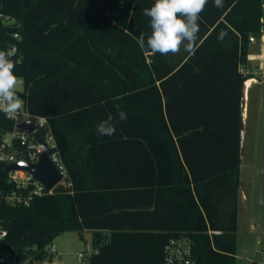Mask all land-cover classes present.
<instances>
[{"label":"trees","instance_id":"obj_1","mask_svg":"<svg viewBox=\"0 0 264 264\" xmlns=\"http://www.w3.org/2000/svg\"><path fill=\"white\" fill-rule=\"evenodd\" d=\"M153 3L0 0V51L17 45L24 109L47 120L70 177L29 205H0L19 264H51L46 246L66 230L93 231L86 264H164L178 236L197 264H237L241 99L252 77L239 66L263 36L264 4L209 0L195 55L165 56L137 43ZM109 116L115 134L98 136ZM14 126L1 112L0 128ZM13 186L0 163V191Z\"/></svg>","mask_w":264,"mask_h":264},{"label":"rangeland","instance_id":"obj_2","mask_svg":"<svg viewBox=\"0 0 264 264\" xmlns=\"http://www.w3.org/2000/svg\"><path fill=\"white\" fill-rule=\"evenodd\" d=\"M245 70L255 80L250 83L243 103L245 143L241 155L235 253L239 264L257 257L264 242V32L261 38L250 39ZM22 91L23 85L19 84V96ZM53 245L55 253L50 252ZM46 250L51 264H85L86 260H80L78 255L80 252L85 257L92 254V235L90 232L80 234L76 230H66L53 237ZM20 264H46V261L33 260Z\"/></svg>","mask_w":264,"mask_h":264},{"label":"built area","instance_id":"obj_3","mask_svg":"<svg viewBox=\"0 0 264 264\" xmlns=\"http://www.w3.org/2000/svg\"><path fill=\"white\" fill-rule=\"evenodd\" d=\"M4 20L9 24H17L14 19H10L9 17H5ZM14 37L18 38L19 34L15 33ZM16 51L17 45L14 44L6 52L11 57ZM19 84H23L21 79ZM10 119L15 122V126L12 129L4 130L0 128V163L9 165L17 161L37 162L39 158L37 150L38 141L37 136L34 134L37 133L48 143L51 150V159L62 175V179L58 185H70L68 170L62 161L57 143L49 129L47 120L43 117L32 118L25 111L24 105ZM28 119H31L35 125L34 133H29L27 130L18 128L21 122ZM40 132H43L44 135H41ZM8 182L14 186L10 191H0V205L4 202L13 205H29L35 196L52 193L58 186L53 190H47L29 172L23 170L8 171ZM209 233L219 234L220 231L210 230ZM7 234V230L0 225V264H19L13 253L7 248L5 243ZM50 252H56L54 245L50 248ZM78 256L80 260H86L87 263L89 256L85 257L81 252ZM164 264H197L193 254L192 242L187 236H178L169 239L165 245ZM237 264L239 263L237 262ZM242 264H264V242H262L258 250L257 257L250 258Z\"/></svg>","mask_w":264,"mask_h":264},{"label":"clouds","instance_id":"obj_4","mask_svg":"<svg viewBox=\"0 0 264 264\" xmlns=\"http://www.w3.org/2000/svg\"><path fill=\"white\" fill-rule=\"evenodd\" d=\"M209 0H154L150 8L143 9L150 18V34L141 33L137 39L141 49L160 55H177L182 50L195 55L199 40L200 14ZM214 6H223V0H213ZM226 33L221 32L218 39L223 40ZM15 63L5 51H0V112L9 118L23 107V100L17 93L20 78L15 74ZM120 121L127 119L124 112L118 113ZM113 117L101 121L96 132L98 136L111 137L116 127Z\"/></svg>","mask_w":264,"mask_h":264},{"label":"water","instance_id":"obj_5","mask_svg":"<svg viewBox=\"0 0 264 264\" xmlns=\"http://www.w3.org/2000/svg\"><path fill=\"white\" fill-rule=\"evenodd\" d=\"M18 128L27 130L29 133H34L35 131V125L31 119L21 122ZM34 134L37 136L38 141V161H17L9 165H3L7 171L23 170L29 172L33 178L42 183L47 190H53L61 181L62 175L51 159V150L48 143L37 133ZM244 143L245 134L243 127H241L240 155L243 154Z\"/></svg>","mask_w":264,"mask_h":264},{"label":"crops","instance_id":"obj_6","mask_svg":"<svg viewBox=\"0 0 264 264\" xmlns=\"http://www.w3.org/2000/svg\"><path fill=\"white\" fill-rule=\"evenodd\" d=\"M245 67L246 66H239V71H241V72H243V73H247V71L245 70ZM252 80H255V78L252 76L251 78H249V79H247L246 81H244V83H243V88H242V93H243V96H242V99H241V107H242V121H243V115H245V105L243 106V103H244V101H245V96H246V94H247V89H248V87H249V85H247L246 83H247V81H251L252 82ZM250 82V83H251ZM244 99V100H243ZM245 104V103H244ZM95 214V216L97 215V213H94ZM84 232H90L91 233V235H92V237H93V231L92 230H86V231H84Z\"/></svg>","mask_w":264,"mask_h":264},{"label":"bare ground","instance_id":"obj_7","mask_svg":"<svg viewBox=\"0 0 264 264\" xmlns=\"http://www.w3.org/2000/svg\"><path fill=\"white\" fill-rule=\"evenodd\" d=\"M250 82H251V81H247V83H246V84H247V85H250Z\"/></svg>","mask_w":264,"mask_h":264}]
</instances>
